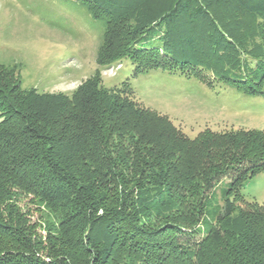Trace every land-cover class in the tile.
<instances>
[{
	"label": "trees",
	"instance_id": "16d2710c",
	"mask_svg": "<svg viewBox=\"0 0 264 264\" xmlns=\"http://www.w3.org/2000/svg\"><path fill=\"white\" fill-rule=\"evenodd\" d=\"M65 1L103 22L100 68L129 60L264 95V0ZM96 73L72 97L0 87V264H264V205L242 194L264 171V131L189 139ZM223 179V214L192 243ZM23 198L54 215L45 237Z\"/></svg>",
	"mask_w": 264,
	"mask_h": 264
},
{
	"label": "rangeland",
	"instance_id": "374dc122",
	"mask_svg": "<svg viewBox=\"0 0 264 264\" xmlns=\"http://www.w3.org/2000/svg\"><path fill=\"white\" fill-rule=\"evenodd\" d=\"M104 31L103 22L77 2L0 0V87L9 93L19 84L22 90H36L41 95L72 97L100 70L102 87L118 90L141 109L166 117L189 139L205 131H264V95L246 96L208 75L212 85L191 73L154 70L137 74L129 60L100 68L97 57ZM255 33L260 44L264 31L257 27ZM6 110L1 107L2 112ZM229 182L221 180L208 193L205 216L192 243L223 214ZM242 194L247 202L264 205V171L245 184ZM29 200L23 198L20 205L30 210L35 233L45 237L55 217L44 205L38 212Z\"/></svg>",
	"mask_w": 264,
	"mask_h": 264
}]
</instances>
